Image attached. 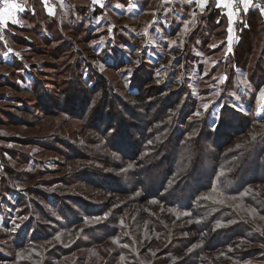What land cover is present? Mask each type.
Returning <instances> with one entry per match:
<instances>
[{"label": "rangeland", "instance_id": "1", "mask_svg": "<svg viewBox=\"0 0 264 264\" xmlns=\"http://www.w3.org/2000/svg\"><path fill=\"white\" fill-rule=\"evenodd\" d=\"M188 1L182 0L181 3H184L185 6L193 3ZM233 1L235 2V0ZM255 1L256 6L260 9L258 11L264 19L263 2ZM58 2L59 6H57L60 7L61 15H69L70 11L67 9L66 2L63 0H58ZM141 2L138 5L133 2L136 4L135 9L132 8V3L125 1L123 4L114 3L108 9L105 7L104 0L102 3L99 2L98 5L105 7L103 9H106V13L104 16H97L93 19L96 28L92 30L91 40L84 41L82 35L74 37V40L77 41L74 49H82V53L87 51L83 53L86 66L89 67V64L98 65V73H101L115 87L121 98L128 91L126 88L132 84L134 70L136 71L141 64L149 69L145 70L150 72L152 83L149 88H162V91H165L167 90L166 84L175 81L173 91H177L180 87L178 83L186 90L185 100L181 101L177 112L174 113V110L170 115L166 113L165 117L169 116L165 121L149 124L145 136L150 140L146 143L145 138L142 137L140 142L148 145L152 141H156L152 147L163 145L161 140L163 126L165 123L168 126V123L174 119V114L177 115L185 106L188 108L187 110L191 111L192 108L188 106L191 103L198 104L196 115L192 114L193 117L202 118L205 112L208 114L210 111L208 119L211 125H213L212 122H217L219 119L225 105L223 101H229L228 104L231 108L234 111H239L245 120L249 121L253 118L259 120L257 125H253L254 122H251L253 127L247 128L245 132L235 136L234 141L226 147L227 151H231L236 144H248L258 135L264 133V85L257 89V86L252 85L249 81L253 72L251 69L255 67L253 66L255 63L259 65V74L264 71V41L260 43L264 35L259 34V37L256 38L254 36L256 46L249 61L250 71L246 73L232 66L235 73L231 91L226 92L223 99L221 97L223 87L228 80L227 71L223 65L230 61L231 57L233 58L236 34L240 30L238 24L242 21L237 22L236 30L231 25L228 26L231 29L229 34L235 37L230 40L229 45L226 32L219 34L218 40L214 39L208 47L199 52L196 47H201L199 38L206 31V25H202L203 27H200L197 32L196 28L200 23L199 18L205 16L210 7L205 10V7L196 4L185 12V7L170 4L167 9L163 7V14L157 15L155 8L158 0H156L152 2L155 4L151 3L146 8V12L144 11L142 16L135 17L141 12L139 7ZM54 4L52 0H47L44 3L45 7L49 5L53 11L54 9L59 10ZM233 8L240 18V9H236L234 5ZM117 9H120L122 13H117ZM175 9L181 11V14L179 11L175 12L176 17H174ZM219 14V20L222 17L225 18L220 11ZM129 17L134 20H130ZM225 22L226 19L224 24ZM0 24L3 29H6L3 22L0 21ZM223 29L225 27L220 31ZM83 35L85 37L86 33ZM124 35L129 37V42L131 40L135 42L136 37L140 38L142 45L134 54L131 53L133 46L127 44L128 41ZM28 36L37 41L36 37ZM191 37L193 38L189 39ZM189 41H191L194 51L191 56H196L190 58L193 60L189 63L187 74H184L183 71L182 74H178L179 68L183 70V63L178 67L176 61L178 57L190 55ZM56 46H59L58 41H54L47 48L42 45L35 48L26 44L12 45L6 38V31L0 33V53L7 51L6 55L4 53L2 57L6 63L0 66V246H2L0 264H17L22 260L31 261L33 264H49L53 260L55 264H60V260L61 264H83L81 258H84L87 264H106L107 261H110L109 264H133L128 262L126 258L128 254L121 252L123 249L122 237H130L134 241L135 246H128V250L132 247L131 249L138 253L139 257L135 264H186L188 259L192 261L189 264L194 262L200 264V260L203 261L202 264H232V257L228 256L233 255L234 249L228 247H219L215 250L210 247L204 249L211 241L210 231L203 234L197 232L195 230L196 221L188 212L169 207L165 201L155 199L157 197L154 195V197L150 196L152 194H150L151 191L149 192L148 184L137 179L139 172L145 174L144 170L148 165V162L144 164L143 157H139L140 152L123 153V147L115 148L114 144H110L109 147L108 140L102 133L85 126L84 123L88 117L92 122V113L95 112L97 106L94 102L96 99L93 95H89V92H86L87 89L82 85L85 87L95 85V73L90 69H83L84 66H82L80 68L83 75L82 81L78 84L72 81L70 86L71 80L69 79L72 72L68 70L67 65L76 61V53L72 55L74 50L69 49L62 52L58 59L54 51ZM91 47L98 52L99 60L90 55ZM115 48L123 54L119 63L125 64L113 69L107 67L103 60L104 56L115 52ZM214 49H217V54L212 52ZM244 50L242 49L241 52ZM13 54L18 59L24 60L23 70L15 69L12 64H7V62H12ZM221 63L223 64L221 65ZM138 74V77H144ZM172 74L176 78L175 80L172 79ZM38 80L41 81V84H39V88H35ZM74 87L86 92L89 100L87 101L89 102L87 110L89 115L86 117L81 116L87 103L85 98H81L82 100L77 104V101L72 99L74 97L70 96ZM255 94L257 98L253 97ZM41 96L46 98L43 100ZM167 97L173 96L169 93ZM72 102L75 103L74 109L67 106V103L71 105ZM114 107L116 109V106ZM136 107L143 115V121H134L135 119L123 108L121 114L124 113L123 119L128 124L131 122H137L138 125L144 124L151 118L152 113L158 114V110L161 109L157 104L153 110L150 109L151 105L144 107L145 109L138 108L140 107L138 105ZM149 109L151 110L150 114L148 113ZM104 112L101 114L103 116L102 123L96 127L102 130L117 129L113 124L106 125L108 121L105 118L108 117L105 115L110 116L112 110L108 109ZM180 118L185 122L190 120L186 115ZM96 119L97 115L94 117V121ZM117 121L120 124L118 119ZM230 134L233 138L232 130ZM262 137L264 139V136ZM127 145L128 142L124 144V146ZM207 146L201 164L204 174L211 167L209 158L211 153L208 150L211 143H208ZM74 151L80 153L74 154ZM256 160L258 157L254 153L249 166H246L248 176L244 179L252 176L250 168ZM262 166L264 168V162ZM3 171L9 177L2 179ZM92 171L96 174H89L91 176L89 177L94 181L91 184L85 181L83 176ZM158 172L160 175L162 169ZM102 175L114 179H104ZM149 175L152 174L148 173L145 177ZM98 183L102 185H94ZM8 185L16 192H12V194L6 192L3 188ZM253 194L260 198L261 204H264V182L249 185L243 195H225L222 192L214 194L213 191L202 193L204 197L215 203L233 208L249 226L250 229L246 236L250 235L251 237H245L242 234L234 236L235 240L242 243L240 248L242 253L264 248V245L260 244V240H264V214L245 199V196L251 197ZM52 196L56 197L58 202L54 198L52 199ZM68 196H72L75 201L69 203L66 200L69 198ZM62 201L70 204L75 214H66L63 211L61 215L59 211L67 205V203L62 205ZM95 207H98L99 210L97 214H95ZM85 209H87V213L82 215ZM69 218L80 222L70 226L68 225ZM36 221L40 223L37 224L39 229L45 228L44 236H41L39 230L32 226V224H36ZM224 226L217 225L220 229H226L227 227ZM105 227L114 231L115 236H107V232L105 235ZM92 228L94 236L98 238H89L84 242L85 245L81 246L80 242L86 238L85 231ZM19 232H24L23 237L29 240L27 245L32 248L16 249L14 247L13 239L18 236ZM229 234H233V232L227 233V235ZM103 235L104 237H102ZM38 236L44 238L39 239ZM218 238L222 241L220 236ZM32 239L36 241L30 242ZM216 244V240L211 243L212 246ZM199 248L200 256L196 258V251ZM249 253L251 257H255L253 259H257L256 257L260 255ZM251 259L236 264L258 262V260Z\"/></svg>", "mask_w": 264, "mask_h": 264}, {"label": "trees", "instance_id": "2", "mask_svg": "<svg viewBox=\"0 0 264 264\" xmlns=\"http://www.w3.org/2000/svg\"><path fill=\"white\" fill-rule=\"evenodd\" d=\"M64 1L67 4L68 11H70V14L67 16H64L63 14L61 15L60 7H58L57 4L56 6L59 10L54 9L55 12L52 15H49L46 12L43 4L39 0L30 1L31 9H28L27 12L22 13L23 24H9V26L15 31V35L12 34V32L8 28V25L5 24L4 27L6 28V38L8 39V42L12 45L26 44L27 46L33 48L38 45H42L47 48L51 46L54 41H58L59 46H56L54 49L55 55L58 57V59L61 57L62 52L73 49L74 52L71 54L73 55L76 53V61L67 65L68 70L72 72L69 79L71 80L70 86L72 84V81L75 84H78L82 81L83 75L82 72H80V68L82 66H84L83 69H90L91 72H94V78L96 79V83L92 87H85L84 85H82L85 89H87L86 92H89V95H93V97L96 99V101L94 102L97 106L95 112L92 113V122H90V117H88L86 119V122L84 123L85 126H87L89 129L102 133L103 136L108 140L109 147L110 144H114L115 148L123 147V153L125 152L133 154V152L135 151L140 152L139 157H143L144 164L148 162V165L144 170L145 174H140L139 172V177L137 179H140V182L144 181L146 184H148L149 192L151 191L150 194H152L150 196H156L157 198L155 199L165 201L166 205H168L169 207H174L177 210L181 209L188 212L196 221L195 230L197 232L203 234L204 232L210 231L211 241L207 243L204 249H206V247H210L212 250H215L219 247H228L234 249L233 255L231 254L228 256L232 257V264H236L238 262L241 263L251 258V260L253 261L258 260V262H251L246 264H264L262 263L264 262V248H258L249 251L253 252L254 254H260L258 255V257H256L257 259H253L255 257H251L249 252H240L242 243L238 240H235L236 238L234 236H236L237 234H242L245 237H251L250 235L246 236V233L250 228L246 225V222L243 221L240 214L233 208L225 206L224 204L215 203L213 202V200H210L202 195V193L205 194L211 191H213L214 194L222 192L225 195H243L247 191L249 185H253L258 182H264V168L262 166L264 162V139L262 136H264V133L258 135L255 140L251 141L248 144H236L233 146V149L231 151L226 150V147H228L234 141L235 136L242 134L246 131L247 128H251L253 127V125H257L259 123V120H257L256 118H253L249 121L245 120L239 114V111H234V109L231 108L230 104H228L229 101H223L225 102V105L223 106V110L220 113V117L217 122L214 121L212 122L213 125H211L208 119V114L210 113V111L208 114H206L205 112L204 115H202V118L193 117L192 114L196 115L198 104L191 103L188 105L192 108L191 111L187 110L188 108H186L185 106V108L182 109L177 115L174 114V119L171 120L170 123H168V126L167 123H165V125L163 126L164 130H162L163 137L161 139L163 145L152 147V145H154L156 141H152L150 144L144 145V143L140 142V139H142L143 137L145 138L146 143L149 142L150 139L145 136V133L148 131L149 124H155L159 121H165L174 110V113H176L177 107L180 106L181 101L185 100L184 96H186V90L182 85H180V83H178L180 87L177 89V91H173L175 87V84L173 83L175 81L171 84H166L167 90L165 91H162V88H149L152 83V81L150 80V72L145 71L149 70L148 67L144 64H141L140 67L136 69V71L134 70V74L132 76V84L129 88H126L128 91L126 92L125 96H122L123 98H121L119 96L120 94L116 92L115 87L112 86L101 73H98V65L89 64V67L86 66L87 63L85 62V58H83V53H86L87 51L82 53V49H74V46L77 42L74 40V37H76L77 35H82V39L84 41L87 42V39L91 40L93 36L92 30L96 28L93 23V19H95L97 16H104L106 13L105 10L110 8L114 3L121 4L126 0H105L106 9H103L105 7L102 8L99 5L94 4L92 0ZM209 7V12L205 16L203 15L199 18L198 21L200 23L196 28L197 32L200 27H203L202 25H206V31L199 38L201 47H196L199 52H201L205 47H208L214 39L218 40L219 34H225L227 32V26L225 25L226 22L224 24L225 18L222 17L224 20L222 18L221 20H219L220 14L219 11L215 8L214 4H211ZM258 10H260L259 7L255 5L245 14V19L242 21L243 30L241 32L239 42L236 45L235 52L233 53V58L231 57L230 61L224 63L223 65L225 71H227L228 78L225 86L223 87V93L221 95L223 99L225 98L226 92L231 91L230 89L235 73L233 67L238 68V70L244 71L246 73L250 71L249 61L253 53V49L256 46V43L254 42V36L256 38L259 37V34L264 35V19L261 17V14ZM158 11L159 13H157V15H159L160 13L163 14L161 9H158ZM108 14L111 18L109 12ZM129 19L134 20L130 17ZM223 27H225V29H223V31H220ZM115 29L116 27L114 28V30ZM83 33H86L85 37ZM28 35H32L34 36V38L36 37L35 39L37 41L30 38ZM124 37L127 38V44L133 46V48L131 49V53L134 54L135 52H137L139 46L142 45L140 38L136 37L135 42L132 40L131 42H129V37H127L126 35H124ZM192 38L193 37L189 39ZM262 41H264V38H262L260 43H262ZM124 42L126 41L124 40ZM116 49L117 48H115V50ZM242 49H245L244 52H241ZM188 50L189 52H191L190 55H188L187 57H178L176 61L178 67H180V64L182 65L183 63V70L179 68L178 74H182V71L184 74H187L189 63L193 60H190V58L196 56H191L194 52L193 48L191 47V41H189L188 43ZM216 50L214 49L212 52H214V54H217ZM5 52L6 51L0 53V66L6 63L5 60L2 59ZM90 55L95 57L97 60L100 59L98 57V52L92 47L90 50ZM104 57L105 58L103 61L109 68L114 69L125 64L122 62L119 63L120 59L123 58V54L118 50L111 53V55H106ZM23 62L24 60L18 59L17 56L13 54L12 62H7V64H12L13 68L15 69L23 70ZM147 64L149 63L147 62ZM222 64L223 63H221V65ZM253 66H255V69H251L253 72L252 76L249 77V81L252 85L257 86V89H259L264 85V71L262 72V74H259V65L255 63ZM142 72H144V74H142ZM138 73L144 77H138ZM172 79H176L173 74ZM39 84H41V81L38 80L35 88H39ZM47 90H49L48 87ZM71 92L73 95L71 94L70 96L74 97L72 99L73 101H77V104L82 100L81 98H85L86 102L89 101L87 95L85 94V90L80 91V88L74 87ZM169 93L173 97H167ZM253 97L257 98V95L255 94ZM41 98L44 100V98L46 97L41 96ZM150 100L153 101V104L152 101L150 103ZM156 104L161 109L158 110V114L152 113L150 115L151 118L148 119V121L144 122V124L140 123L138 125L137 122H131L128 124L123 119L124 113L121 114V110L124 108V110L135 119L134 121L141 122L143 121V115L139 113L136 106L138 105L140 106L138 108L145 109L144 107H150L151 105L150 109L153 110V107H155ZM67 106H71V109H74L75 103L72 102L71 105L67 103ZM88 106L89 102L86 103L85 110L81 114L82 117H86L89 115V112L87 111ZM114 106H116V109ZM108 109L112 110V114L110 113V116L105 115L106 117H108L105 118V120L108 121L106 122V125L110 126L113 124L117 127V129L110 128L107 130H102L101 128L96 127L103 121V116H101V114L105 113L104 111H107ZM150 109L148 111L149 114L151 112ZM166 113H169V115L165 117ZM96 115L97 119L94 121V117ZM185 115L190 118L188 122H185L184 119L180 118ZM117 119L119 120L120 124L117 123ZM251 122H254V124L251 125ZM231 130L234 132L233 138L230 136L232 135L230 134ZM127 142L128 145L124 146V144H126ZM208 143H211V146L208 149L211 153L209 156L211 160V167L210 169H208L206 174H204L201 170V164L203 160V153L205 149L208 148ZM79 153V151L78 153L77 151H74V154ZM254 153L257 154L258 160H256L255 163L251 164L250 170L253 174L250 178L244 179L246 176H248L246 166H249L252 154ZM160 169H162V172L159 175L158 171ZM156 170L158 171L155 174ZM148 173H151L152 175L145 177V175ZM89 174L93 175L96 173L94 171H92L91 173H87L83 176V179L92 184L94 181H92ZM102 176L104 177V179H114L113 177L107 175ZM1 177L2 179H4L9 177V175L5 171H3V175ZM94 185L101 186L102 184L98 183ZM3 189L11 194L12 192H16V190L12 189L10 185L4 187ZM35 194L38 195V193ZM253 195H251V197L245 196V199L249 201V203H252L257 209H259L262 214H264V204H261L259 197H257L256 195H254V197ZM68 197L69 198H67L66 200L69 203L75 201L72 196ZM51 198L53 199L54 197L52 196ZM54 199L58 202V199L56 197ZM64 203L67 202L62 201V205ZM95 210V214H97L99 211L98 207H95ZM63 211L66 212V214H75L74 209L68 203L66 206L62 207V210L59 211L61 215ZM86 213L87 209L83 211L82 215H85ZM68 221V225L70 226L75 223L79 224L80 222H78L76 219L72 220V218H69ZM37 224L40 223L36 221V224H32V226L39 230L41 236H44L46 232L45 228L39 229ZM218 224L225 225L224 227L227 228L220 229L217 227ZM27 227L32 228L30 226ZM93 230L94 229L92 228L85 231L86 238L84 239V241L80 242L81 246L85 245L84 242L87 241V239L95 237ZM230 232H233V234L227 235V233ZM105 233L107 234V236H115L114 231L109 230L108 227H105L104 234ZM23 236L24 232H19L18 236L13 239L14 247L16 249H24L26 247L32 248L31 246L27 245L29 240H26ZM218 236H220L222 241L218 238ZM102 237H104V235ZM43 238L44 237H39V239ZM215 240L217 244L212 246L211 243L215 242ZM35 241V239L30 240V242ZM121 244L123 245V249H121V252H124L126 255L128 254L126 257L128 262L135 264L136 259L137 257H139V255L131 249L132 247L128 250V246H135L134 241L130 237H122ZM260 244L264 245V240H260ZM1 247L2 246H0V249ZM78 248L79 246L77 247V249ZM199 250L200 248L196 251V258L200 256L201 250L200 252ZM81 261L83 262V264H87L84 258H81ZM109 262L110 261H107L106 264H109ZM190 262L192 261L188 259V263L186 264H189ZM202 262V260L199 261L200 264H202ZM17 264L33 263L31 261L25 262L24 260H22L18 261ZM49 264H55V261L53 260V262H49ZM193 264L197 263L194 262Z\"/></svg>", "mask_w": 264, "mask_h": 264}, {"label": "crops", "instance_id": "3", "mask_svg": "<svg viewBox=\"0 0 264 264\" xmlns=\"http://www.w3.org/2000/svg\"><path fill=\"white\" fill-rule=\"evenodd\" d=\"M30 1H33V0H11V1L9 0L8 2H6L4 9H2V12L0 13V21L3 22L4 24L8 25V28L12 32L13 35H15V31L9 26V24H14V23H22L23 24L22 13L23 12L25 13L28 11V9H31ZM39 1L43 4L46 12L49 15H52L55 12L52 9H50L49 5H47L45 7L44 3H46L47 0H39ZM102 1L103 0H92V2L94 4H97V5L99 2L102 3ZM155 1L156 0H142V2H141V0H126L125 2L126 3L127 2L132 3L133 9H135L134 7L136 4L138 5V3L141 2V5H139V7L141 8V12L137 16H135V17H138V16H142V13L146 10V8L152 2H155ZM181 1L182 0H158L155 11L157 13H159L158 9H161V11L163 13V7L165 9H167L168 7H170V4H173V5L177 4L178 6L185 7V12L188 10V8L189 9L192 8L191 7L192 5L196 6V4H197L198 6L205 7V10H206L211 4H214L215 8L220 11L221 15L225 16L226 26H227V34L229 35V36L227 35L228 45L230 43V40L235 38L234 36L229 34V30H231V29L228 26L231 25V27H233L235 29V27H237V25H236L237 22L241 21V20L243 21L245 19L244 15L246 14L247 11H249V8L252 9V7L256 5L253 0H243V2H241V0H240L242 12L240 13L241 17L238 18V13L233 8V5H234L233 0H189V1H192L193 3L187 4L186 6L184 3H181ZM133 2H135L136 4ZM53 3H55L57 5L59 4L58 0H53ZM104 4H105V0H104ZM121 4H123V3H121ZM153 4H155V3H152V5ZM117 11H118L117 13H122L120 11V9H117ZM176 11H179V10L175 9L174 17L177 16V14L175 13ZM179 14H181V11H179ZM159 15H161V13ZM183 18H185V17L183 16ZM238 25L240 27L239 28L240 30L238 31V34H236L235 47H236L237 43L239 42L241 30H243V23L240 22ZM6 53H7V51L5 52V55H6Z\"/></svg>", "mask_w": 264, "mask_h": 264}, {"label": "built area", "instance_id": "4", "mask_svg": "<svg viewBox=\"0 0 264 264\" xmlns=\"http://www.w3.org/2000/svg\"><path fill=\"white\" fill-rule=\"evenodd\" d=\"M9 0H0V11H2V9H4V7H5V4H6V2H8ZM11 1V0H10ZM262 2H263V5H264V1L263 0H261ZM261 2V3H262ZM234 6H235V8L236 9H240V13L242 12L241 10V2H240V0H235V2H234ZM242 21V20H241ZM5 31V29H3V27L1 26V24H0V33H3L4 31Z\"/></svg>", "mask_w": 264, "mask_h": 264}]
</instances>
